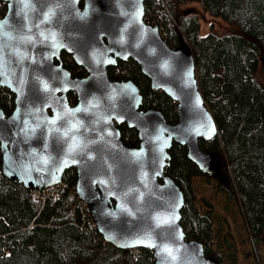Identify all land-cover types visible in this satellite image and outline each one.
Here are the masks:
<instances>
[{
  "label": "water",
  "instance_id": "water-1",
  "mask_svg": "<svg viewBox=\"0 0 264 264\" xmlns=\"http://www.w3.org/2000/svg\"><path fill=\"white\" fill-rule=\"evenodd\" d=\"M1 1L0 87L14 96L9 114L0 108L1 174L42 190L74 169L75 194L105 243L148 249L154 264H217L203 243L186 238L184 194L166 174L173 143L205 175L220 165L199 146L220 127L201 95L190 48L168 46L159 27L145 22L144 0ZM62 53L86 75L73 77ZM129 59L176 105L175 124L157 109H141L132 80L110 79L108 68ZM123 124L137 132V147L123 143Z\"/></svg>",
  "mask_w": 264,
  "mask_h": 264
},
{
  "label": "trees",
  "instance_id": "trees-1",
  "mask_svg": "<svg viewBox=\"0 0 264 264\" xmlns=\"http://www.w3.org/2000/svg\"><path fill=\"white\" fill-rule=\"evenodd\" d=\"M194 4L231 30L217 34L210 25L200 34L202 18L186 13ZM6 4L0 0V18ZM186 13V14H185ZM144 19L158 26L171 48L188 46L194 54L203 100L220 127L210 141L199 140L201 150L215 154L219 170L205 175L187 158L185 147L173 143L166 174L184 194L181 225L186 238L204 245L207 256L224 264L221 250L212 247V213H199L192 180L203 177L216 183L228 202L238 204L251 242L264 246V85L257 73L264 62V0H144ZM63 66L73 77L85 71L62 53ZM112 80H132L143 96L141 109H157L166 121H178L176 105L163 92L154 91L140 67L131 59L108 68ZM71 104L75 94L69 93ZM0 108L9 114L14 96L0 87ZM123 143L139 144L137 132L119 126ZM1 161V155H0ZM69 191L74 192L76 173L67 170ZM27 190L6 179L0 171V264H154L152 252L121 250L103 242L97 231L75 225L69 210L77 202L61 195L43 202L26 197Z\"/></svg>",
  "mask_w": 264,
  "mask_h": 264
},
{
  "label": "rangeland",
  "instance_id": "rangeland-1",
  "mask_svg": "<svg viewBox=\"0 0 264 264\" xmlns=\"http://www.w3.org/2000/svg\"><path fill=\"white\" fill-rule=\"evenodd\" d=\"M186 13L202 16L204 11L194 5H187ZM185 13V14H186ZM199 20L200 34H206L210 25L217 34L231 29L220 19H212L208 15ZM197 73V72H196ZM257 80L264 85V62L258 70ZM195 206L199 213L206 210L212 213V247L221 250L225 256L224 264H264V246H256L247 232L246 225L238 204L228 202L223 193L216 190V183L203 177L192 180Z\"/></svg>",
  "mask_w": 264,
  "mask_h": 264
},
{
  "label": "built area",
  "instance_id": "built-area-1",
  "mask_svg": "<svg viewBox=\"0 0 264 264\" xmlns=\"http://www.w3.org/2000/svg\"><path fill=\"white\" fill-rule=\"evenodd\" d=\"M147 24L154 25V22L145 21ZM66 195L67 199L72 200L76 196L75 191H69V186L67 182V178L63 176L60 183L57 185L42 189V190H27L26 197L32 199H39L43 202L49 200H56L61 195ZM69 216L72 220H74L75 225L80 229L87 231H97L96 225L93 220L90 207L88 204L80 201L77 198V202L75 205L69 210ZM104 242V241H103ZM133 256H138V249L132 250Z\"/></svg>",
  "mask_w": 264,
  "mask_h": 264
},
{
  "label": "flooded vegetation",
  "instance_id": "flooded-vegetation-1",
  "mask_svg": "<svg viewBox=\"0 0 264 264\" xmlns=\"http://www.w3.org/2000/svg\"><path fill=\"white\" fill-rule=\"evenodd\" d=\"M74 94V93H73ZM74 104V103H73Z\"/></svg>",
  "mask_w": 264,
  "mask_h": 264
}]
</instances>
